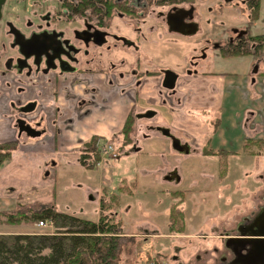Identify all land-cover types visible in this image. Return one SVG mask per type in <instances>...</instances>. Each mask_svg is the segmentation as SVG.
<instances>
[{
  "label": "flooded vegetation",
  "instance_id": "flooded-vegetation-1",
  "mask_svg": "<svg viewBox=\"0 0 264 264\" xmlns=\"http://www.w3.org/2000/svg\"><path fill=\"white\" fill-rule=\"evenodd\" d=\"M59 1L57 8L47 0H0V144L18 142V148L24 144L34 149L55 139L53 128L62 123L64 117L60 95L63 83L73 88L89 85L81 105L90 106L101 90L102 78H107L109 85L117 80H135L137 86L144 77L161 76L162 90L175 96L191 77L208 74L197 69L198 62L183 73L156 70L161 61V57L156 56V48L163 35L171 38L175 34L185 37L202 34L208 40L218 31L225 45H215L223 58L256 57L261 63H253L255 75L259 74V66L264 65V34H253L249 27L239 32L234 27L235 36L227 42L226 18L218 20L221 14L226 16L227 4L234 10L244 4L250 10L253 24H258L262 0L259 7L257 0H103L87 10H83V3L77 0H70L72 3L68 4L65 0ZM216 12L219 13L214 14ZM237 48H247L250 53L245 57L224 56ZM234 75L232 86L236 93H241L243 77ZM263 75L264 71L258 76ZM237 77L241 78L239 84L234 80ZM252 82L258 84L255 76ZM87 111L89 115V109ZM209 112L205 117L212 126V138L206 142L207 147L222 126L221 111ZM239 115L242 114H237L234 130V121L222 126L226 142L234 139L242 143L243 126L249 118L237 120ZM157 117V110H140L134 105L118 134L109 138L93 135L76 155L79 156L92 139L100 161L103 156H113L115 151L119 158L127 147L141 152L139 145L150 140L152 132L170 136V130L159 125ZM69 122L73 123L74 118ZM127 124L132 132L130 142L125 145L123 131ZM139 131H142L141 136ZM260 136L248 134L243 141L264 139ZM103 145L108 147L105 152L101 151ZM221 149L228 152L226 146ZM206 153L203 149L202 154L207 156ZM176 176L172 173L174 182L178 181ZM260 190L252 199V214L242 218L235 232L226 231L220 236L221 246H213L193 261L182 264H264V187Z\"/></svg>",
  "mask_w": 264,
  "mask_h": 264
},
{
  "label": "rangeland",
  "instance_id": "rangeland-1",
  "mask_svg": "<svg viewBox=\"0 0 264 264\" xmlns=\"http://www.w3.org/2000/svg\"><path fill=\"white\" fill-rule=\"evenodd\" d=\"M47 3L57 8L61 4L59 0H47ZM241 8L242 13L239 14ZM225 10L226 16L221 14L218 20L225 21L226 18L227 42L235 36L232 31L234 27L239 32L247 31L249 27L253 34H264V0L258 24H253L250 10L244 4L235 10L231 4H227ZM213 19L216 20L215 15ZM171 38L163 35L157 45L156 56L158 59L161 57V61L156 70L168 69L183 73L197 62V69L207 73L217 68L228 72L237 71L236 75L245 78L242 73L246 70L248 77L242 83L240 92L245 100H249V106H255V117L264 121V75L258 76L264 71V65L259 66V74L255 75L252 71L253 63H261L256 57L223 58L215 45H225L218 31L208 40L202 34L188 37L175 34ZM241 61L244 62L242 66L237 64ZM254 76L258 81L255 85L252 82ZM241 78L234 80L239 84ZM245 109L246 104L237 120L243 118ZM250 116L247 114L246 119H250ZM244 126V136H264V126L258 122L248 120ZM160 141L155 137L142 142L139 145L141 152L128 153L131 148L127 147V152L120 153L117 159L103 156L99 166L93 170L82 168L79 156H70L60 162V168L47 177L45 185L39 187L36 184V188L28 195L22 194V198H18L16 190L7 189L4 199L0 198V235L55 233L57 228L53 223L43 227L39 225V220H27V217H33L34 213L51 205L60 212L72 213L92 221L99 220L103 205L105 212L112 213L114 221L121 223L125 234L119 264H182L193 261L198 254H204L205 250L213 246H221L219 235L226 231L235 232L242 218L253 212L252 199L264 187V149L261 148L262 152L257 153L258 149L254 146L251 151L256 153L243 150L241 157L237 158H233L232 154L222 155L221 146H213V142L208 146L212 154L206 157L202 153V156L196 158L195 155L185 156L182 152L166 150L167 160L172 166L176 164L177 158L182 159L178 168L184 171L181 172L185 175L183 184L175 190L174 184L164 183L162 188L165 191H160L158 186L153 188L151 184L150 188L154 190L149 191L145 184L150 182V178H145L141 172L144 167L150 168L147 167L150 165L153 168L164 165V162L146 160L149 153L153 160L154 156L159 159L163 147ZM235 147L232 146L233 149ZM68 160L74 163L68 165L69 175H65L61 168ZM172 173L177 174L178 178L177 167ZM173 192L181 195L173 198L177 197L171 196ZM179 202L181 205L176 206ZM174 209L183 211L185 230L182 233L170 227Z\"/></svg>",
  "mask_w": 264,
  "mask_h": 264
},
{
  "label": "crops",
  "instance_id": "crops-1",
  "mask_svg": "<svg viewBox=\"0 0 264 264\" xmlns=\"http://www.w3.org/2000/svg\"><path fill=\"white\" fill-rule=\"evenodd\" d=\"M237 64L242 66L244 62H237ZM236 72L215 68L208 74L202 73L200 76L191 77L186 86H183L182 90H178L179 93L175 96H171L170 92L162 90L163 77L161 76L144 77L137 86L135 80H117L113 85H109L108 79L102 78L99 85L101 90L95 95L96 99L90 106L81 105V101L84 99L82 98L84 97L83 94L87 93L89 85L81 84L73 88L69 84L63 83L60 86V95L64 117L62 123L59 124L58 121L59 125L53 128L55 139L50 143H42L41 146L34 149L24 144L18 148L10 161L0 169V198L4 199L7 189L16 190L18 198H22V194L28 195L36 188V184L39 187L45 185L47 177L51 176L54 170L60 168V162L66 158L69 159L70 156H77L76 152L93 135L109 138L116 133L118 134L134 105L140 110L150 108L157 110L158 124L170 130L169 138L165 135H161L164 139L156 137V135H159L158 131L151 134V139H155V137L160 139L163 147L160 150L159 159L154 156L153 160L149 153L146 160L164 162V165H158L154 168L150 165L147 166L150 168L144 167L142 169V176L150 178V182L145 184L146 188L149 191L154 190L150 188L153 184V188L158 186L160 191H165L162 186L164 187V183H169L174 184L175 190L178 189L183 184L185 177V175H182L184 171H180L178 168L179 164L182 163V159L177 158L176 164L172 166L167 160L166 150L169 152H182L185 156L195 155L196 158L202 156L201 153L206 142L212 138V126L207 122L208 118L205 117V114L210 113L209 111L219 109L222 117L221 124L226 127L236 119L237 114L244 110L246 104L243 121H247L246 115L248 114L251 115L250 122L255 121L264 126L263 119L255 117L256 113L253 110L255 106H249L247 104L249 100H245L242 93L234 91L232 80L235 78L234 74ZM223 74L229 75L225 77ZM242 74H245V78H242L244 81L248 77L246 75L247 71L245 70V73ZM88 109L90 111L89 115H87ZM71 118H74L73 123L69 122ZM222 126L215 132L211 143L213 142V146L218 144L221 147L226 146L227 151L232 153L233 158L241 157L244 134L242 143L239 140L235 142L234 139L226 142ZM234 128L235 121L232 122V130ZM139 132L141 136L142 131ZM262 132L264 133V128ZM176 143H179V146H184L183 149L177 147ZM153 146L155 147V145ZM232 146H236L235 149ZM130 152L135 151L132 150L128 153ZM73 163L68 160L67 164L63 166V168H66H61V171L66 173L65 175H69L67 167ZM176 167L178 169V181L174 182L172 171ZM220 236L222 235H219L218 238Z\"/></svg>",
  "mask_w": 264,
  "mask_h": 264
},
{
  "label": "trees",
  "instance_id": "trees-1",
  "mask_svg": "<svg viewBox=\"0 0 264 264\" xmlns=\"http://www.w3.org/2000/svg\"><path fill=\"white\" fill-rule=\"evenodd\" d=\"M84 5L83 10L91 9L93 5L103 0H77ZM181 1V0H174ZM72 3L70 0H65ZM260 0H257L259 7ZM74 8V4H72ZM258 15V11L255 13ZM237 50V51H236ZM228 51L226 57H244L249 55L247 48ZM130 124L124 128V143L130 142ZM258 149L257 153L264 149V139H244L243 150L250 153L252 147ZM204 148L206 155H210L211 149ZM18 149V142H4L0 144V167L6 164ZM222 155L229 156L231 152L221 151ZM79 161L86 170H93L100 162L95 149L94 139L85 145L79 155ZM226 161V160H223ZM178 198L181 194L173 192L171 196ZM181 202L176 204L180 206ZM171 213V228L174 231L184 232L183 211L178 209ZM27 217V215H26ZM11 218V216H9ZM13 220H17L13 218ZM27 220H46L55 225L57 231L53 234H6L0 235V264H119L122 250V240L125 234L120 222L114 221V215L105 212L101 206V217L98 221L81 218L68 212H60L54 205L41 210ZM11 223V222H10ZM174 226H177L174 227Z\"/></svg>",
  "mask_w": 264,
  "mask_h": 264
},
{
  "label": "built area",
  "instance_id": "built-area-1",
  "mask_svg": "<svg viewBox=\"0 0 264 264\" xmlns=\"http://www.w3.org/2000/svg\"><path fill=\"white\" fill-rule=\"evenodd\" d=\"M102 147H103V148H102L101 151H103V152L107 151V148H108L107 145H103ZM109 148L111 149V147H109ZM116 156H117V154L114 152V153H113V157H116ZM40 225L43 226V227H46V224L43 223V222H41Z\"/></svg>",
  "mask_w": 264,
  "mask_h": 264
},
{
  "label": "bare ground",
  "instance_id": "bare-ground-1",
  "mask_svg": "<svg viewBox=\"0 0 264 264\" xmlns=\"http://www.w3.org/2000/svg\"><path fill=\"white\" fill-rule=\"evenodd\" d=\"M41 222L45 223L46 226L52 224L51 222H48V221H46V220H42V221L39 222V225H40ZM40 226H41V225H40Z\"/></svg>",
  "mask_w": 264,
  "mask_h": 264
},
{
  "label": "water",
  "instance_id": "water-1",
  "mask_svg": "<svg viewBox=\"0 0 264 264\" xmlns=\"http://www.w3.org/2000/svg\"><path fill=\"white\" fill-rule=\"evenodd\" d=\"M228 1H230V0H228ZM172 86V85H171ZM259 240H261V239H259Z\"/></svg>",
  "mask_w": 264,
  "mask_h": 264
}]
</instances>
